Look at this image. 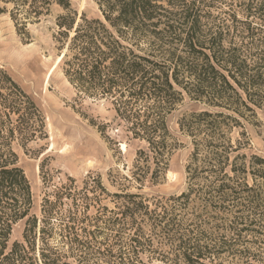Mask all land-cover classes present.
Listing matches in <instances>:
<instances>
[{
	"label": "trees",
	"instance_id": "1",
	"mask_svg": "<svg viewBox=\"0 0 264 264\" xmlns=\"http://www.w3.org/2000/svg\"><path fill=\"white\" fill-rule=\"evenodd\" d=\"M91 1L96 16L71 0H0V17L29 39L30 24L62 10L55 39L64 75L78 97L109 101L145 143L138 181L158 182L180 146L169 117L185 95L201 103L178 119L192 139L186 187L148 197L111 192L99 175L82 185L69 177L43 197L40 216L32 213L15 145L27 151L44 138L45 120L0 67V264H264V157L237 153L249 144L245 130L235 143L231 135L244 121L258 124L264 108V0ZM21 221L22 238H13Z\"/></svg>",
	"mask_w": 264,
	"mask_h": 264
},
{
	"label": "rangeland",
	"instance_id": "2",
	"mask_svg": "<svg viewBox=\"0 0 264 264\" xmlns=\"http://www.w3.org/2000/svg\"><path fill=\"white\" fill-rule=\"evenodd\" d=\"M79 13L89 16L99 14L91 0H71ZM62 10L54 7L51 15L39 23L30 24V38L16 31L8 16L0 17V67L5 69L35 100L45 120L44 138L28 143V150L16 144L19 164L24 168L33 191L32 213L41 215L43 197L72 177L82 185L88 175H99L111 192H139L145 196H170L183 191L187 183L186 166L192 151V139L179 129L178 119L184 114L203 108L201 103L185 95L183 102L169 117V125L180 146L170 156L162 178L154 183L150 177L144 181L134 176L137 152L145 143L132 138L123 124L116 119V112L105 99L78 97L66 79L62 53L55 39L58 27L56 17ZM258 124L244 121V127L232 131L233 142L246 131L249 144L237 153L264 157V108H257ZM108 124L102 133L97 125ZM234 153L232 156L236 155ZM44 161V173L40 163ZM142 184V187L140 185ZM113 197H104L103 204L115 207ZM23 221L15 226L13 238H22ZM146 261V257L143 256ZM147 264H165L153 259ZM224 264H229L225 262ZM254 264H261L258 261Z\"/></svg>",
	"mask_w": 264,
	"mask_h": 264
}]
</instances>
